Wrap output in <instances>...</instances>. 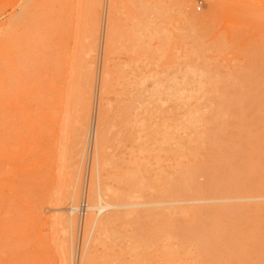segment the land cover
<instances>
[{"label": "rangeland", "instance_id": "1", "mask_svg": "<svg viewBox=\"0 0 264 264\" xmlns=\"http://www.w3.org/2000/svg\"><path fill=\"white\" fill-rule=\"evenodd\" d=\"M85 178L80 264H264V0H0V264H74Z\"/></svg>", "mask_w": 264, "mask_h": 264}, {"label": "bare ground", "instance_id": "2", "mask_svg": "<svg viewBox=\"0 0 264 264\" xmlns=\"http://www.w3.org/2000/svg\"><path fill=\"white\" fill-rule=\"evenodd\" d=\"M214 2H215V0H214ZM113 5V4H112ZM112 14V13H111ZM67 16V15H66ZM146 27H148V26H146ZM95 49V48H94ZM109 49V48H108ZM67 51H69V49L67 50ZM88 51V50H87ZM107 52V51H106ZM64 53V52H63ZM111 53V52H110ZM109 53V54H110ZM67 55V54H66ZM62 58V57H61ZM75 58V57H74ZM107 59V58H106ZM108 60V59H107ZM65 61V60H64ZM66 64V63H65ZM61 67H62V64H61ZM64 67H66L65 65H64ZM64 69V68H63ZM105 69H106V67H105ZM108 69V68H107ZM107 69H106V71H105V75H104V79L106 80V78H107V76H106V74H107V72L109 73V71H107ZM110 69V68H109ZM64 71V70H63ZM102 79V78H101ZM109 80V79H108ZM63 81H65V80H63ZM107 81V80H106ZM144 82V81H143ZM147 82V81H146ZM145 83V82H144ZM144 83H142V84H144ZM105 84H106V82H105ZM104 84V85H105ZM146 84V83H145ZM146 87V86H145ZM145 87H142L143 89L145 88ZM146 89H147V87H146ZM146 89H144V92L146 91ZM88 91V90H87ZM90 91V90H89ZM88 91V92H89ZM141 91H143V90H141ZM61 92V91H60ZM88 92H86V93H88ZM91 92V91H90ZM147 92H149L148 90H147ZM143 93V92H142ZM146 93V92H145ZM144 93V94H145ZM83 95H84V93H83ZM82 95V97H84ZM147 97H148V95H147ZM83 99H85V98H83ZM145 101H147V98H146V100ZM88 102H89V98H88ZM135 102V101H134ZM89 104V103H88ZM88 108V106L86 105L85 106V109L86 110H88L87 109ZM146 108V107H145ZM86 114V113H85ZM87 115V114H86ZM99 130V129H98ZM97 128H96V130H95V134H96V136H97ZM97 150V149H96ZM98 151V150H97ZM100 154H101V152H100ZM100 154H98V157H97V166H98V168H99V171H100V169H102V167L104 166V159H103V157L100 155ZM90 183V185L88 186V188H89V194H91V196H92V198H93V201H94V198H96V200L95 201H97V199H98V201H100L101 202V200L103 199V189H102V184H101V176H100V172H99V176H95L94 175V178H93V182L91 181V182H89ZM88 191V190H87ZM71 192V191H70ZM72 193H74V190H73V192H71L70 194L71 195H73ZM88 195V194H87ZM116 195V194H115ZM89 196V195H88ZM68 197V200H70L69 199V195L67 196ZM66 197V198H67ZM65 198V197H64ZM116 198L118 199V197L116 196ZM99 202V205H101V203ZM72 203V202H71ZM99 205H88V210H87V216H86V223L84 224L85 225V229L84 230H87V234H88V236H87V238H88V240L87 241H89L90 239H91V237H93L94 235H95V233L100 229V228H103V223L99 220V215H101L106 209H118V208H120V207H122V205H118V204H115V205H108L107 207H105V206H103V205H101V206H99ZM123 208V207H122ZM68 209H70L71 211V215H74L73 213L77 210V207H72V208H68ZM120 210V209H119ZM97 212L99 213V215H97ZM95 213H96V215H95ZM115 216V215H114ZM116 218V217H115ZM118 220V219H117ZM114 222H115V220H114ZM113 222V223H114ZM73 250V249H72Z\"/></svg>", "mask_w": 264, "mask_h": 264}, {"label": "built area", "instance_id": "3", "mask_svg": "<svg viewBox=\"0 0 264 264\" xmlns=\"http://www.w3.org/2000/svg\"><path fill=\"white\" fill-rule=\"evenodd\" d=\"M202 2L198 3L197 10H202ZM88 175V171H86V177ZM85 178L84 188L82 191V197L78 204L77 210L74 212V215L77 216V223H76V240H75V261L74 264H80V256L82 253V243L84 237V222L86 219V214L88 210V196H87V182Z\"/></svg>", "mask_w": 264, "mask_h": 264}]
</instances>
